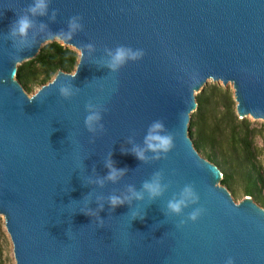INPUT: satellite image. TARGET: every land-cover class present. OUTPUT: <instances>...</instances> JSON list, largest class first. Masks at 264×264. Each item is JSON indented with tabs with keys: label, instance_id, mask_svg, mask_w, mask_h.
Returning a JSON list of instances; mask_svg holds the SVG:
<instances>
[{
	"label": "water",
	"instance_id": "obj_1",
	"mask_svg": "<svg viewBox=\"0 0 264 264\" xmlns=\"http://www.w3.org/2000/svg\"><path fill=\"white\" fill-rule=\"evenodd\" d=\"M35 3L0 0V216L17 264H264V208L238 204L190 134L211 79L234 86L239 116L264 120V0H47L43 15ZM24 16L27 36L13 35ZM55 41L80 53L76 76L60 71L30 96L18 67ZM119 47L142 55L112 70ZM87 105L102 116L95 131ZM155 121L174 147L141 161L133 149ZM109 160L127 169L117 182ZM157 173L164 187L151 198L143 184ZM187 185L199 200L172 213ZM129 186L144 198L112 210L108 198Z\"/></svg>",
	"mask_w": 264,
	"mask_h": 264
},
{
	"label": "trees",
	"instance_id": "obj_2",
	"mask_svg": "<svg viewBox=\"0 0 264 264\" xmlns=\"http://www.w3.org/2000/svg\"><path fill=\"white\" fill-rule=\"evenodd\" d=\"M79 61L76 49L58 41L47 43L34 59L19 65L16 78L31 93L35 84L43 87L60 71L75 72ZM196 100L198 108L190 124L195 147L221 167L222 185L236 193L235 182H240L245 195L264 208V173L257 162L256 148V137L264 136V128L252 127L248 119H239L232 92L222 86H205ZM5 236V223L0 216V242Z\"/></svg>",
	"mask_w": 264,
	"mask_h": 264
},
{
	"label": "clouds",
	"instance_id": "obj_3",
	"mask_svg": "<svg viewBox=\"0 0 264 264\" xmlns=\"http://www.w3.org/2000/svg\"><path fill=\"white\" fill-rule=\"evenodd\" d=\"M47 9V0H36V3L30 8V11L33 14L39 13L40 15H43ZM32 26L31 20L24 16L20 18L17 22L15 27L12 29L13 35H20V36H27L29 29ZM70 27L75 30L76 28L80 27L79 24L75 22V19L71 23ZM111 61L109 64V67L112 70H117L118 68L122 67L129 59H137L139 56L142 55V53L139 52H132L131 49H127L124 47H119L115 50L114 53H111ZM76 76V73H73L71 78H74ZM60 93L63 97L68 98L72 95V91L70 88L67 87H61ZM33 97H29V101H31ZM88 109V114L85 117L84 124L85 127L89 131H95V126L98 121L102 119L101 113L99 111L94 110V107L92 105L86 106ZM165 125L162 121H155L152 125H150L147 135L145 136V148H135L133 149V154L136 156L137 159L141 161H146L147 157L145 155L146 151H151L155 153L156 155L153 157L154 159H159L161 153H168L172 150L174 147V138L171 134H165L164 133ZM127 154V153H125ZM109 168V172L106 176V179L112 182H117L126 172V168H117L114 165V162L109 160V162L106 165ZM101 185L103 184L104 180L101 179L97 181ZM163 185L160 180V174H155L154 178L150 181H146L143 184V189L146 191L151 198H155L162 194L163 191ZM128 191L131 193V195H111L108 200L110 203V206L112 210H115V208L124 205L126 202L130 203L133 198L135 199H143V192H137L134 187L129 186ZM199 200V196L194 190V188L191 185H187L184 188L183 193L181 194V198L169 201L168 203V209L172 213L179 214L183 211L184 208L188 206L189 203H196ZM101 208H103V205H100ZM81 212L85 215H93V211L89 208L81 209ZM205 212L202 208H197L193 210L189 214V219L193 222H196L198 218L202 216V214ZM137 218L143 219L144 217L140 215L139 213H133L132 220H136ZM183 223V221H182ZM104 221L100 220V226L103 227ZM225 264H235V260L232 257H229Z\"/></svg>",
	"mask_w": 264,
	"mask_h": 264
},
{
	"label": "rangeland",
	"instance_id": "obj_4",
	"mask_svg": "<svg viewBox=\"0 0 264 264\" xmlns=\"http://www.w3.org/2000/svg\"><path fill=\"white\" fill-rule=\"evenodd\" d=\"M58 42H60V41H58ZM54 79H55V77H54ZM207 85H209V86H211V85H218V86H222L224 89H229L232 92V94L234 96V99H235V89H234V86L231 83L228 86H224L222 82H216V81H214V80L211 79V80H209V82L207 83ZM41 88H42L41 85L35 84L34 85V88H33V91L31 93H28V94L30 96H33ZM235 110H236V113L238 115V112H237V103L235 105ZM239 119H248L251 122L252 127H255V128H258V129L264 128V120H256L252 116H248V117H245V118L239 116ZM193 141H194V139H193ZM225 147L226 148L228 147V145L226 143H225ZM256 148H257V155H258L257 162H258L259 168L264 173V136L259 135V136L256 137ZM200 154L203 157H205L207 160H209L204 155L203 152H200ZM219 168L221 169L220 166H219ZM234 189H235V192L236 193H234V192L231 191V194L233 195L235 201L238 204L242 203L243 201H245L248 198V196L245 195L244 188H243V186H242V184L240 182H235ZM0 264H17L16 259H15V254H14L13 242H12L9 234L7 233V231H6V236L3 237L2 240H1V242H0Z\"/></svg>",
	"mask_w": 264,
	"mask_h": 264
}]
</instances>
